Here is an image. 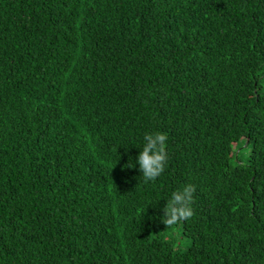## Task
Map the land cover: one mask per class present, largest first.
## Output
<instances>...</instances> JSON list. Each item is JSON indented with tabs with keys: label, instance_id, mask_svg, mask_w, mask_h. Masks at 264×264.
<instances>
[{
	"label": "trees",
	"instance_id": "16d2710c",
	"mask_svg": "<svg viewBox=\"0 0 264 264\" xmlns=\"http://www.w3.org/2000/svg\"><path fill=\"white\" fill-rule=\"evenodd\" d=\"M0 264H264V0H0Z\"/></svg>",
	"mask_w": 264,
	"mask_h": 264
},
{
	"label": "clouds",
	"instance_id": "9594fccd",
	"mask_svg": "<svg viewBox=\"0 0 264 264\" xmlns=\"http://www.w3.org/2000/svg\"><path fill=\"white\" fill-rule=\"evenodd\" d=\"M144 146L136 158L139 165V171L145 182H155L165 171L168 162L167 140L168 136L163 132L145 134ZM129 167H132L130 165ZM195 187L186 185L182 190L172 193L171 198L167 201L163 209V220L161 221L166 227H171L182 221H186L193 215L191 204Z\"/></svg>",
	"mask_w": 264,
	"mask_h": 264
},
{
	"label": "rangeland",
	"instance_id": "374dc122",
	"mask_svg": "<svg viewBox=\"0 0 264 264\" xmlns=\"http://www.w3.org/2000/svg\"><path fill=\"white\" fill-rule=\"evenodd\" d=\"M239 146H241V149L238 150V152L241 154V156L243 155L244 157H247L249 147L243 141L240 142ZM179 232L180 231L178 229H173L169 234V239L175 242V246L177 248L184 250L190 245V241L182 238Z\"/></svg>",
	"mask_w": 264,
	"mask_h": 264
}]
</instances>
